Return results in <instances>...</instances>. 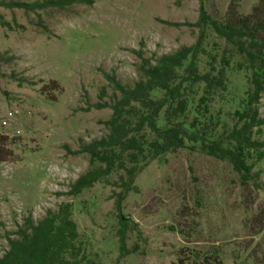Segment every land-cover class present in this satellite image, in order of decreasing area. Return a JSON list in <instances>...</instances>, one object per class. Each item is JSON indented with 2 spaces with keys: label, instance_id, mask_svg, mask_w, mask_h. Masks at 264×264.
<instances>
[{
  "label": "rangeland",
  "instance_id": "374dc122",
  "mask_svg": "<svg viewBox=\"0 0 264 264\" xmlns=\"http://www.w3.org/2000/svg\"><path fill=\"white\" fill-rule=\"evenodd\" d=\"M202 2L222 18L230 0ZM255 2L239 0L238 10L247 13ZM200 3L92 0L35 10L0 5V118L12 112L6 125L0 123L6 156L0 161V255L7 234L24 218L36 222L68 202L83 264H264V156L248 161L252 172L260 171L256 183H242L227 161L198 148L153 157V135L144 127V157L120 210L129 225L125 246L133 250L127 254L119 251L114 202L124 170H113L77 196L65 194L80 174L99 165L86 153L70 152L108 133L104 121L118 93L106 75L132 86L140 78V56L153 61L193 44ZM203 46L201 72L211 56L219 61L226 52L229 59L226 89L216 92L202 119L215 138L242 109L249 71L239 68L243 57L210 28ZM201 92L195 87V103ZM258 109L264 115V93ZM194 115L190 107L187 120ZM254 138L264 140V127Z\"/></svg>",
  "mask_w": 264,
  "mask_h": 264
},
{
  "label": "trees",
  "instance_id": "16d2710c",
  "mask_svg": "<svg viewBox=\"0 0 264 264\" xmlns=\"http://www.w3.org/2000/svg\"><path fill=\"white\" fill-rule=\"evenodd\" d=\"M238 1L230 0L222 18H217L207 12L200 0L199 15L194 23L199 29L196 41L153 61L140 56V78L132 86L120 83L114 75H106L118 93L110 104L111 116L104 121L108 133L70 152L86 153L90 163L99 165L80 174L65 192L67 195L77 196L115 169L125 172L121 182L123 189L114 201L120 254L133 251L125 246L129 225L120 210L125 193L132 188L139 158L144 157L146 142L140 134L144 127L153 135L148 143L153 157L178 149L198 148L206 155L227 161L242 183L253 181L255 184L259 178L260 171L252 172L254 163L248 161L253 157L260 161L264 156V140L254 138L264 127V115H260L258 109L264 93V0H256L247 13L238 10ZM74 3L90 4L92 0H42L31 4L0 1L1 6L31 10L63 8ZM207 28L243 57L244 65L239 64V68L249 71L242 109L234 112L232 126L215 138L202 119L209 113L208 106L216 92L226 89L229 59L226 52L219 61L211 56L209 68L205 72L199 70ZM199 86L202 92L195 103V87ZM106 105L98 104L99 107ZM190 107L195 115L188 121ZM5 157L0 146V161ZM125 161L131 165L126 166ZM6 240L7 248L0 255V264H83L86 261L68 202L61 203L55 211L47 210L36 222L30 216L24 218L15 231L7 234Z\"/></svg>",
  "mask_w": 264,
  "mask_h": 264
},
{
  "label": "built area",
  "instance_id": "2783aa9c",
  "mask_svg": "<svg viewBox=\"0 0 264 264\" xmlns=\"http://www.w3.org/2000/svg\"><path fill=\"white\" fill-rule=\"evenodd\" d=\"M11 116H12V112L8 111L2 118H0V123L2 125H6L9 119L11 118Z\"/></svg>",
  "mask_w": 264,
  "mask_h": 264
}]
</instances>
